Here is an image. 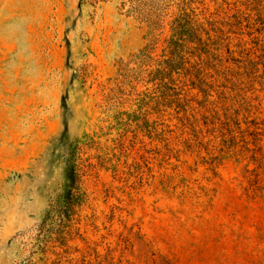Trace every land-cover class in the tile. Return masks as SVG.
I'll use <instances>...</instances> for the list:
<instances>
[{
    "label": "rangeland",
    "instance_id": "1",
    "mask_svg": "<svg viewBox=\"0 0 264 264\" xmlns=\"http://www.w3.org/2000/svg\"><path fill=\"white\" fill-rule=\"evenodd\" d=\"M0 264H264V0H0Z\"/></svg>",
    "mask_w": 264,
    "mask_h": 264
},
{
    "label": "trees",
    "instance_id": "2",
    "mask_svg": "<svg viewBox=\"0 0 264 264\" xmlns=\"http://www.w3.org/2000/svg\"><path fill=\"white\" fill-rule=\"evenodd\" d=\"M136 9L141 10L142 6H138ZM176 30H178V26L176 27ZM67 188L68 189H65V196L63 197L65 200L64 203H67V205H69V202H67V200L73 199V197L76 196H80L81 193H83L82 180L79 171L76 172V170H74V173H71V182L67 185ZM59 197H61V195H59Z\"/></svg>",
    "mask_w": 264,
    "mask_h": 264
}]
</instances>
